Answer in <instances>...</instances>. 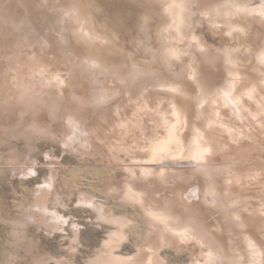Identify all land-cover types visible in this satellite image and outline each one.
<instances>
[{"label":"rangeland","instance_id":"374dc122","mask_svg":"<svg viewBox=\"0 0 264 264\" xmlns=\"http://www.w3.org/2000/svg\"><path fill=\"white\" fill-rule=\"evenodd\" d=\"M146 1L89 0L106 52L74 0H0V264H264V19L152 0L160 54L132 66Z\"/></svg>","mask_w":264,"mask_h":264},{"label":"bare ground","instance_id":"6f19581e","mask_svg":"<svg viewBox=\"0 0 264 264\" xmlns=\"http://www.w3.org/2000/svg\"><path fill=\"white\" fill-rule=\"evenodd\" d=\"M74 1L76 3L77 11L79 12V14H81L83 16V18L86 19V21L88 23L89 31H91L90 32L91 36H94L95 38H101V39L106 41V44L104 45V49H102V50H104V51L107 50L108 51L111 48L110 50L112 51L113 48L117 49L118 46H120V43H121V42L117 43V40H118L117 38H119V37H117V35H119L120 29L117 26H115V25H111V24H109L106 21L102 22L99 19H97V17H94V16H96V13H98V9H97L96 6H94L92 3H90L89 0H74ZM147 1H148V3H147ZM147 1H146V5L142 4V8H140L139 11H138V19L135 21V24H134L135 33L134 34H128L129 36H131V39H130L131 42L130 43L132 44L131 45L132 50H131V52L129 53V55L127 57H128L129 62H131L132 66L133 65H142V64H145V63L150 62V61H153V63H154L156 61L158 55L160 54V51H159V49H160L159 48V43H160V40H159L160 39V34L159 33L161 32L160 28H159L160 27L159 26V24H160V15H158V13L155 11V7H154V4L152 3V0H147ZM216 1H227V2H225L226 4L222 8L220 7L219 10H218V8H216L220 14H223V16L226 15L227 17H236V16H239V15H243V16L247 17V16H251V15L252 16L256 15V16H259L261 19H264V0H216ZM148 4H149V6H147ZM214 11H215V8H214ZM92 13H93L94 16L92 15ZM216 18H218V17H216ZM232 26H230V27H232ZM238 26H240V25H238ZM230 30L231 29H229V31H228L229 33H231V31L233 29L231 31ZM100 33H103L104 35H101ZM96 45L97 44L94 43L91 46L94 49V48H97ZM231 63H232V61H231ZM225 65H228V64L224 63V66ZM226 70H228V69H226ZM227 73H228V71H227ZM229 73H230V71H229ZM173 91H174V89H173ZM198 94H199V92H198ZM232 94H234V93H232ZM199 98H200V95H199ZM214 104L216 105V103H214ZM174 119H175V117H174ZM210 124L212 125V123H210ZM193 133H194V131H193ZM194 141H195V139H194ZM195 146L192 147V148L195 151H197L198 149H196ZM208 149H210V148H208ZM194 154H196V153H194ZM204 155H206V153ZM191 156H194V155H191ZM194 157H196V155ZM196 160H197V158H196ZM210 169H208V170H210ZM213 170H215V169H213ZM213 170L210 171V172H206L204 170L206 172V173L204 172V176H205L204 177V179H205V189H204V191L207 194V196H206L207 200H205V205H203V208L199 210V214H201L202 217L206 213H209V212L213 213L214 210H218V211L222 210L221 208L223 207L221 205V203H222V200L224 199V196H222L223 199L220 200L219 199L220 195H218L216 193V188H215V186H216L215 182L216 181H214V179L212 178V176L214 175L213 173H215ZM220 170L221 169H219V170L217 169V171L216 170L215 171L219 173ZM223 170L227 171L228 169L227 170L223 169ZM214 177H216V176H214ZM230 177H232V176L230 175ZM230 177H229V179H230ZM231 179H234V178L232 177ZM226 182H227L226 180H223L222 181V185H225ZM223 192H225V191H223ZM222 195H224V194L222 193ZM233 204H235V203H233ZM209 215H210V213H209ZM224 215H226V214H224ZM165 216L168 217V215H165ZM205 216L206 217L204 219H208V220L210 219L209 218L210 216H208V215H205ZM230 216H231V219H233L232 218L233 216L232 215H230ZM228 219H230V218H228ZM170 220H171V218H170ZM208 220H206L207 222L204 225V227H205L207 232L204 231L205 229L202 230V232L203 233L206 232V235H209V237H211L210 234H216V235L221 234L222 233V228H221L220 224L217 221H215V220H213V222H210ZM230 221H232V220H230ZM191 223H193V221ZM192 225L194 226V223ZM195 225H196V223H195ZM196 228H197V226H196ZM198 228L200 230L201 227L199 226ZM203 228H201V229H203ZM217 260H219V257H218ZM232 260L233 259H231V261ZM221 261H223V259L219 260V262H221Z\"/></svg>","mask_w":264,"mask_h":264}]
</instances>
